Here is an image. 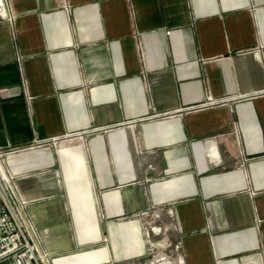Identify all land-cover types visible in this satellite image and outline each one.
<instances>
[{"label":"crops","instance_id":"1","mask_svg":"<svg viewBox=\"0 0 264 264\" xmlns=\"http://www.w3.org/2000/svg\"><path fill=\"white\" fill-rule=\"evenodd\" d=\"M5 4L0 175L48 264H264V0Z\"/></svg>","mask_w":264,"mask_h":264},{"label":"built area","instance_id":"2","mask_svg":"<svg viewBox=\"0 0 264 264\" xmlns=\"http://www.w3.org/2000/svg\"><path fill=\"white\" fill-rule=\"evenodd\" d=\"M12 19L9 18V23ZM29 99L31 97H28ZM58 145V139L40 140L33 146ZM15 149L13 151H20ZM4 152L0 151V158ZM14 180L13 177L7 176L4 181L7 185ZM0 190V264H48L49 256L46 254L35 234L27 213L28 202L23 200L16 192H11L8 186ZM10 186V185H9ZM155 208L151 207L144 212L155 214ZM149 231L161 234L160 228L149 225ZM178 244L174 245L165 241L163 250L157 252L162 261L167 264L172 263L173 251L177 249ZM170 249V250H169Z\"/></svg>","mask_w":264,"mask_h":264},{"label":"rangeland","instance_id":"3","mask_svg":"<svg viewBox=\"0 0 264 264\" xmlns=\"http://www.w3.org/2000/svg\"><path fill=\"white\" fill-rule=\"evenodd\" d=\"M0 159L2 160V158H0ZM0 168H1V163H0ZM0 178H1V181H2L1 184H2V189H3L4 188V184L5 185H7V184L4 181V177H2V175H0ZM9 185H7V186H8V188H9V190L11 192L18 193L15 180H12L11 183H9ZM147 219H148V225H147V227L149 228V225H151L153 227L160 228L161 234H163L165 232L166 227H168V225L166 224L167 222H165V220L163 218H161V214L160 213H158L156 215H154L152 213H149V217ZM159 251H161V250H159Z\"/></svg>","mask_w":264,"mask_h":264},{"label":"water","instance_id":"4","mask_svg":"<svg viewBox=\"0 0 264 264\" xmlns=\"http://www.w3.org/2000/svg\"><path fill=\"white\" fill-rule=\"evenodd\" d=\"M0 19H7V8L5 4V0H0Z\"/></svg>","mask_w":264,"mask_h":264}]
</instances>
